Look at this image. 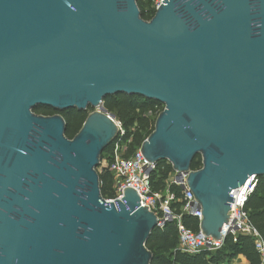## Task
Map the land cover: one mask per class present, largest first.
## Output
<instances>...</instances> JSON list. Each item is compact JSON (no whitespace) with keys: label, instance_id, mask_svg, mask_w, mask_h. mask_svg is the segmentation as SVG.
I'll use <instances>...</instances> for the list:
<instances>
[{"label":"water","instance_id":"obj_1","mask_svg":"<svg viewBox=\"0 0 264 264\" xmlns=\"http://www.w3.org/2000/svg\"><path fill=\"white\" fill-rule=\"evenodd\" d=\"M117 94L163 105L140 151L187 174L220 240L231 192L264 177V0H162L148 21L136 0H0V264L151 263L157 216L100 192ZM38 106L93 111L69 139Z\"/></svg>","mask_w":264,"mask_h":264},{"label":"trees","instance_id":"obj_2","mask_svg":"<svg viewBox=\"0 0 264 264\" xmlns=\"http://www.w3.org/2000/svg\"><path fill=\"white\" fill-rule=\"evenodd\" d=\"M141 17L150 20L154 13V0H136ZM104 108L115 116L121 123L125 131L129 133L135 126L131 150L140 146L144 139L153 131L154 120H149L144 114L158 105L161 110L163 105L147 100L137 95L117 94L104 99ZM37 114L50 116L60 114L66 121L67 127L65 136L72 139L81 128L86 116V111L69 109L63 112H56L51 108L38 106L33 110ZM110 146L102 153V159L107 156ZM201 167L200 156H196L191 164V169L196 170ZM172 172L171 165L166 161H159L156 170L151 175V183L155 191L164 189V184L169 174ZM101 196L104 199L113 196L112 176L107 170L98 174ZM258 181L254 191L248 196L244 210L248 213L249 220L257 230L264 245V177H257ZM170 190L176 197L181 196V190L171 187ZM182 224L192 231L199 230L197 218L183 214ZM146 248L152 252L153 258L150 264H229L238 256L243 257L249 264H264L255 248V240L252 237L238 235L235 239L232 236L225 238L221 249L213 252H201L195 255H188L178 250V234L174 222L166 223L162 228L156 227L145 243Z\"/></svg>","mask_w":264,"mask_h":264},{"label":"built area","instance_id":"obj_3","mask_svg":"<svg viewBox=\"0 0 264 264\" xmlns=\"http://www.w3.org/2000/svg\"><path fill=\"white\" fill-rule=\"evenodd\" d=\"M162 0H154L153 7L156 8ZM161 111L158 105L148 110L144 115L149 120H154ZM118 127L117 138L110 145V151L104 159H101L97 168L98 173L107 170L112 176L113 196L105 199L108 203H115L121 200L126 189H132L137 194L142 205L152 211L158 218L157 227L162 228L168 222H174L178 234V250L188 255H195L201 252H213L221 249L225 238L232 236L234 239L238 235H245L254 238L255 248L262 258H264V245L257 230L249 220L248 213L244 210V204L248 196L254 191L257 184V177L252 176L244 186L231 192L233 201L230 205L229 220L224 225L221 232L222 238L214 240L210 236L204 235L200 230L192 231L182 224L183 214L201 218L192 193L186 187L185 173H177L172 170L165 181L164 189L155 191L151 183V175L156 170L157 164L148 162L140 151V146L131 150L135 126L129 133L125 131L122 123L115 119ZM146 139L143 140V142ZM181 190V196L176 197L170 190L171 187ZM230 264H249L239 257Z\"/></svg>","mask_w":264,"mask_h":264},{"label":"rangeland","instance_id":"obj_4","mask_svg":"<svg viewBox=\"0 0 264 264\" xmlns=\"http://www.w3.org/2000/svg\"><path fill=\"white\" fill-rule=\"evenodd\" d=\"M92 111H93V109H91V108L86 110L87 114H89V113L92 112ZM115 119H116V118H115ZM116 120H118V119H116ZM96 170H97V169H96ZM97 172H98V171H97ZM98 174H99V173H98Z\"/></svg>","mask_w":264,"mask_h":264},{"label":"crops","instance_id":"obj_5","mask_svg":"<svg viewBox=\"0 0 264 264\" xmlns=\"http://www.w3.org/2000/svg\"><path fill=\"white\" fill-rule=\"evenodd\" d=\"M238 257H239V259H241L242 261H246L243 257H241V256H238ZM233 260H234V259H233ZM233 260H232V261H233ZM232 261H231V262H232ZM231 262H230V263H231ZM230 263H229V264H230Z\"/></svg>","mask_w":264,"mask_h":264}]
</instances>
